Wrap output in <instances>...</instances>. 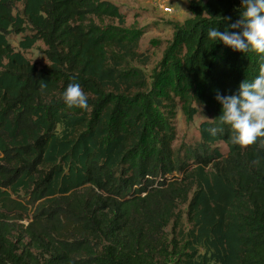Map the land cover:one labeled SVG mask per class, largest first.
<instances>
[{"label":"trees","instance_id":"trees-1","mask_svg":"<svg viewBox=\"0 0 264 264\" xmlns=\"http://www.w3.org/2000/svg\"><path fill=\"white\" fill-rule=\"evenodd\" d=\"M189 9L149 83L124 67L144 56L136 32L92 21L122 17L110 1L0 0V264H264V147L233 145L215 99L254 80L261 57L207 36L241 0ZM10 34L23 49L43 40L49 64ZM69 83L86 110L63 102ZM178 96L211 119L175 147Z\"/></svg>","mask_w":264,"mask_h":264},{"label":"rangeland","instance_id":"rangeland-1","mask_svg":"<svg viewBox=\"0 0 264 264\" xmlns=\"http://www.w3.org/2000/svg\"><path fill=\"white\" fill-rule=\"evenodd\" d=\"M110 1L121 13L122 17L107 15L103 18H93V22L103 28H119L129 32L135 31L139 36L137 52L142 53L141 60L123 58L127 68L137 67L143 71L151 83L152 74L157 69L165 51L173 41L175 25H182L187 19L193 17L189 9L192 0H106ZM23 5L18 4L17 12H21ZM123 18V22L121 19ZM138 31V32H137ZM22 34H10L9 40L13 47L22 51L32 62L39 66L49 64L47 58V45L43 40H38L30 49H23L19 41ZM118 51V49H113ZM144 57L148 62L144 63ZM195 107L197 112L192 116L190 109ZM175 110V124L178 134L174 142L175 147L182 143L193 144L201 140L200 124L211 119L205 112L204 106L191 99L183 100L178 96ZM222 151L227 154L228 147L224 142L219 143ZM186 216V215H185ZM186 220V228L189 224ZM171 228L168 227V235L172 238Z\"/></svg>","mask_w":264,"mask_h":264},{"label":"clouds","instance_id":"clouds-1","mask_svg":"<svg viewBox=\"0 0 264 264\" xmlns=\"http://www.w3.org/2000/svg\"><path fill=\"white\" fill-rule=\"evenodd\" d=\"M243 11L235 22L227 23V29L208 30L210 40L222 42L234 52L253 51L261 57L259 74L254 80H243L238 90L231 95H220L215 99L222 105L220 124L231 129L230 142L242 149L254 145L259 140L264 147V0H241ZM225 21L231 17L224 18ZM231 29V31L229 30ZM47 83H41V90ZM63 102L69 107L88 108V97L79 83H69L62 93ZM213 136L223 132V128L208 129ZM258 162V161H257Z\"/></svg>","mask_w":264,"mask_h":264}]
</instances>
